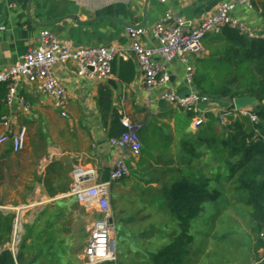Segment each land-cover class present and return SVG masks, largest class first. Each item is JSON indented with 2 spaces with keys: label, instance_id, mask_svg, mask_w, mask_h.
Instances as JSON below:
<instances>
[{
  "label": "crops",
  "instance_id": "crops-1",
  "mask_svg": "<svg viewBox=\"0 0 264 264\" xmlns=\"http://www.w3.org/2000/svg\"><path fill=\"white\" fill-rule=\"evenodd\" d=\"M234 1L0 0V72L18 64L29 49L40 45L39 32L42 29L52 31L59 44L69 49L116 47L127 55L126 60L121 57L114 59L112 75L106 80L79 76L72 62L56 64L54 75L68 95L63 111L54 106L48 94L38 91L34 84L26 80L20 82L17 93L28 105L27 112L22 110L19 101L8 104L5 98L0 99V118L10 120V131L26 127L23 150L14 153L9 142L0 147V255L4 251L13 255L23 253L16 264H84V245L80 242L81 238L75 244L74 214L69 210L71 201L65 196V188L69 189L71 170L78 161L92 165L98 180L109 178L120 156L116 147L103 146L109 142L106 123H110L111 111L142 127L149 124L165 126L174 137L178 128L184 127L191 133L196 131L191 128V120L188 124L181 121L178 125L175 113L182 111L179 108L167 102V108L160 109L161 87H145L135 54L130 50L126 27H144L146 33L140 40L143 45L154 48L158 46V41L153 37L151 28L165 13L175 14L191 25H197L215 13L222 3ZM263 3L264 0H253L252 9L236 3L231 14L255 31L264 32ZM198 58L189 57L195 71ZM166 68L170 73L171 87L180 94L193 92L196 87L194 83L187 84L183 62L176 60ZM102 92H106L105 101L110 100V112L106 119L101 113ZM216 101L210 100L209 104L201 107L210 109L217 105ZM173 150L175 148L171 145V155ZM131 158L130 164L135 169V158ZM125 177L126 180L123 177V181H113L110 186L111 203L118 215L124 212L121 196L127 189L138 186L130 175ZM142 184L144 187L145 184ZM151 186L156 187V184ZM113 195L120 196V199L113 202ZM130 199L137 204L146 203L142 192L139 194L137 191V195L130 196ZM143 217L146 215L143 214ZM16 218L20 219L21 230L14 253L12 241ZM151 238L152 235L149 239L153 245ZM142 239L138 236L135 240L130 238L143 244ZM123 243L128 244L129 240ZM131 250H137L132 242Z\"/></svg>",
  "mask_w": 264,
  "mask_h": 264
},
{
  "label": "trees",
  "instance_id": "trees-1",
  "mask_svg": "<svg viewBox=\"0 0 264 264\" xmlns=\"http://www.w3.org/2000/svg\"><path fill=\"white\" fill-rule=\"evenodd\" d=\"M262 15L264 17V3ZM205 47L207 54L197 59L196 89L221 105L231 104L236 97L255 98L251 110L258 116V122L240 117L218 126V130L216 116L208 112L194 133L184 127L177 129L185 137L179 140L182 164L172 167L165 160L160 166L150 164L147 170L143 165L152 149L149 138L154 137L159 148L168 136L164 126L139 124L137 133L141 147L139 158L134 161V175L145 185L156 184L155 201L152 199L147 205H153L156 213L164 214L167 221L159 224L160 227L147 223V228H140L133 235L134 240L137 236L144 238L141 246H134L136 251L129 249L130 253L123 259L117 256L114 261L102 264H235L237 261L264 264V38H249L236 29L224 27L219 34L207 35ZM6 94L7 85L0 83V99ZM104 96L106 92L101 94L100 106L102 117L106 119L110 100L105 101ZM175 114L178 125L181 121L188 124L192 118V113ZM109 116L110 123H106L109 138H119L127 129L121 125L120 115L115 111ZM182 116L185 119H181ZM201 148L206 155L212 156L211 151H214L218 161L217 167L209 173L192 164L193 160L200 159ZM224 182H229L233 199L241 203V209L246 212L247 230L226 213L223 216L216 210L218 205L231 204V197L225 195ZM67 190L65 188V192ZM233 192L239 194V199ZM145 207L151 212V207ZM161 208L163 211L159 210ZM154 217L149 215L143 221ZM219 218L222 219L215 228L214 221ZM172 224L174 229L161 235V246L152 250L154 244H150L149 236L161 233V228ZM22 256L21 252L13 255L4 251L0 264H16Z\"/></svg>",
  "mask_w": 264,
  "mask_h": 264
},
{
  "label": "built area",
  "instance_id": "built-area-1",
  "mask_svg": "<svg viewBox=\"0 0 264 264\" xmlns=\"http://www.w3.org/2000/svg\"><path fill=\"white\" fill-rule=\"evenodd\" d=\"M164 2L165 0H160ZM236 3L252 9L253 0H236L222 3L215 13L207 16L197 25L182 20L175 14L165 13L151 28L158 46L151 48L142 44L140 38L146 33L144 27L128 26L126 34L130 39V50L135 54L138 67L142 73L147 89L161 87V98L185 113H192L191 128L197 129L205 120L204 114L212 112L221 125L240 118L247 117L253 123L258 122V116L251 107L237 109L233 102L228 105H217L203 109V104L213 100L208 95L190 92L178 93L170 86V73L167 65L176 60L184 63L185 80L188 85L194 83L195 69L189 57H198L205 53V38L209 34H219L224 27L238 30L249 38H264V32H257L251 26L235 18L231 12ZM1 29V27H0ZM40 45L29 49L22 60L0 72V83L7 85L5 101L8 104L19 101L24 112L28 105L19 97L17 90L21 81L34 84L40 92L48 94L53 99L56 108L65 109L68 95L65 87L56 78L53 67L56 64L72 62L76 72L82 77L106 80L112 75V63L116 57L126 60L127 55L116 47L94 46L69 49L59 44L54 33L48 29L39 32ZM159 58V59H157ZM120 123L127 130L119 138H109L111 146L120 151L114 168L107 180H98L96 169L81 161L75 163L71 170V183L65 193L67 197H75L76 202L85 211H97L101 218L87 225L88 239L83 248L84 264H102L116 259L115 234L116 228L112 219L110 205V186L113 181L128 175L129 170L125 157L137 159L140 155V140L138 129L140 125L122 116ZM0 147L10 143L14 153L24 149L26 144V127L21 126L16 132H11L10 120L0 118ZM21 222L16 218L12 251L15 253L19 243Z\"/></svg>",
  "mask_w": 264,
  "mask_h": 264
},
{
  "label": "rangeland",
  "instance_id": "rangeland-1",
  "mask_svg": "<svg viewBox=\"0 0 264 264\" xmlns=\"http://www.w3.org/2000/svg\"><path fill=\"white\" fill-rule=\"evenodd\" d=\"M206 51H207V49H206ZM181 119H185L184 116H182ZM232 121H230L228 123H231ZM227 124H225V125H227ZM225 125H221L219 123V125H217L216 128L219 130L220 127H218V126H225ZM164 132L168 136V139L164 142L163 145H160L159 148H158V143L154 139V137L149 138V145L152 149L147 154V157H148L147 162L143 165V167L146 168V170L150 168L149 167L150 164H152L153 166H155V164H158V166L163 165V161H165V160H167L169 165L172 167L176 166L177 163L182 164L181 160L183 158V155L180 154L179 140L181 141V140L185 139V137H183V135L178 133V132L176 134V137H174L173 134L169 131V129H167L165 126H164ZM171 145H173L175 148V150H173V152H174L173 155H171V153H170V146ZM200 151H201L200 152V154H201L200 159L193 160V162H192L193 166L195 168L202 169L205 173H209L210 171H213L218 165V161L216 160V158H214V155H213L214 151H211L212 153L210 152L212 154V156L209 154H207V155L204 154V152H202L203 148H201ZM131 159L132 158L130 156L125 157V163H126L128 170H129L128 175H130V178H133L134 180H136V182L134 184L138 185V186H134L133 188H130L129 190L127 189V192L123 196H121L124 200L123 201L124 212L121 213V215L115 214L116 209H115V206H112V203H111L112 201L110 199L111 213L115 214L114 216H112L113 220H114L115 228H116L115 250H117V253H118L117 256L120 255L122 259L124 258L123 256L126 257L128 255V251L130 249V243L131 242H132L133 246H141L142 245L138 241H131L130 240V238L133 237V235H135L138 231L141 230L140 228H147V223L149 224V222L160 227L159 224H161V223L164 224L165 221H167V217H165L164 214H162L161 212L156 213L153 205H147V203L150 204V202H152V199H154V201H155V198H156L155 195H157L155 188L149 187L148 185H144V187H142V185H143L142 181L140 179H138L137 176L134 175L135 174L134 168L130 164ZM170 159L173 160L172 163L169 162V161H171ZM155 161H157V163ZM123 179L126 180V177H124ZM123 179H121V180L123 181ZM223 187L225 188L224 190L226 191L225 195L228 198L231 197V204L225 205V203H223V205H221V206L218 205L216 210H218V212H220V213L222 212L223 216L226 213V215H229L230 216L229 218H231L232 220L237 222L241 228L247 230L249 228V222H248V217L246 215L245 210L241 209L242 204L236 202V200L233 199V197H232L233 195L230 191L232 187L229 186V182H224ZM137 191L139 192V194H141V192H142V195H144V197H145L146 203L140 202L143 206L140 203L137 204V202L130 199V196L135 197L137 195ZM234 197H236V199H239V194L234 193ZM118 199H120V196L113 195V202L118 200ZM139 200L141 201V198ZM147 200H149V201H147ZM69 201H71L70 205L68 204L69 210L72 211V213L74 214V218H73L74 220L73 219L72 220L75 223V228L73 231V235L75 236L74 237L75 238V240H74L75 244H76V240L78 238H81L80 242L83 243L82 245L85 246L86 241L88 239V233H87V229H86L87 225L91 221L99 219V216H98L99 213L97 211H92V212L85 211V209L76 202L75 197H69ZM234 201H235V203H234ZM157 203L160 205L159 202H157ZM145 206H148V209H149V207H151V210H150L151 212H147V209ZM159 210L163 211V208H161ZM143 214L146 215V218H148L149 215H151L153 217L155 216V217L152 218L150 221L146 220L144 223ZM223 216H222V218H223ZM222 218L217 219L216 222L214 221L215 228H216V225L218 224V221L221 220ZM139 223L141 226L139 225L140 227H137ZM79 227H80V229H79ZM171 228L174 229V224H172L168 227L161 228V230H160L161 233L155 232L154 234H152L151 241L154 244L152 247V250L161 246V244L163 243L160 240L161 235L167 231H169V233H170ZM78 230L80 231L79 234H78ZM84 239H85V242H84ZM127 239L129 240V243L128 244L123 243L124 241L126 242ZM142 240L144 241V239H142ZM81 251L82 250H80V253H81ZM82 258H83V256H82ZM82 260L84 263L85 262L84 258ZM260 262L261 261L256 262V263L252 262V264H261ZM235 264H239L238 261Z\"/></svg>",
  "mask_w": 264,
  "mask_h": 264
},
{
  "label": "water",
  "instance_id": "water-1",
  "mask_svg": "<svg viewBox=\"0 0 264 264\" xmlns=\"http://www.w3.org/2000/svg\"><path fill=\"white\" fill-rule=\"evenodd\" d=\"M108 82H111V81H108ZM193 91L195 93H198V90L196 88H194ZM255 102H256V99L251 97V96H241V97H236L233 99V104L237 109L245 108V107H251L255 104ZM158 105H159L160 109L164 110L167 108L168 103H167V101L162 99L158 102ZM109 145H110V143L106 142V143H104L103 146L105 148H108ZM110 221H112V219H110Z\"/></svg>",
  "mask_w": 264,
  "mask_h": 264
}]
</instances>
